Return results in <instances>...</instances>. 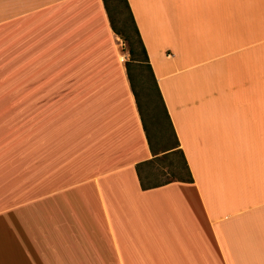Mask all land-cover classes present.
Masks as SVG:
<instances>
[{
  "label": "crops",
  "instance_id": "crops-1",
  "mask_svg": "<svg viewBox=\"0 0 264 264\" xmlns=\"http://www.w3.org/2000/svg\"><path fill=\"white\" fill-rule=\"evenodd\" d=\"M193 182L153 159L103 0H0V264H264V0H128Z\"/></svg>",
  "mask_w": 264,
  "mask_h": 264
},
{
  "label": "trees",
  "instance_id": "trees-1",
  "mask_svg": "<svg viewBox=\"0 0 264 264\" xmlns=\"http://www.w3.org/2000/svg\"><path fill=\"white\" fill-rule=\"evenodd\" d=\"M122 1L127 13V19H123L122 27L118 28L112 16L108 0H103L112 29L128 45V51L130 54V61L126 63L128 76L137 100L143 127L154 157L153 159L143 162L137 166V174L141 183V187L143 190H147L172 182L191 183L193 182V178L183 151L180 149V144L176 136L170 115L149 62L147 50L141 39V35L133 17L128 0ZM132 62L136 63L139 68H145L148 73L146 82L148 83L147 97L149 99V104H152L150 120L152 121V124L157 127V131L161 134V141L158 143L153 141L151 130L148 125L145 112L143 111V105L140 101L139 94L134 84V78L132 77L131 72ZM168 133H170V136H172V143L166 138ZM174 155H179L181 160L180 166L175 163L173 159ZM164 162H166L165 166L157 170L160 163Z\"/></svg>",
  "mask_w": 264,
  "mask_h": 264
},
{
  "label": "rangeland",
  "instance_id": "rangeland-1",
  "mask_svg": "<svg viewBox=\"0 0 264 264\" xmlns=\"http://www.w3.org/2000/svg\"><path fill=\"white\" fill-rule=\"evenodd\" d=\"M108 2H109V7H110V10H111V13H112V16L114 18L116 26L118 28L122 27L123 19L124 20L127 19V13H126V10L124 8L123 1L122 0H108ZM121 41L123 43V52L127 56V62H129L130 61V54L128 51V45L122 39H121ZM131 72H132V77L134 78V84H135L136 90L139 94L140 101L143 105V111L145 112V116H146L148 125H149L150 130H151V135L153 137V141L155 143H158L161 141V134L157 131V127H155V125H153L152 121L150 120V114L152 112V104H149V99L147 97V85H148V83H146L147 77H148L147 70L145 68H142V67L139 68L136 63L132 62L131 63ZM166 138H167V140H169L172 143V136H170V133L167 134ZM173 159L178 166L181 165V160H180L179 155H174ZM165 164H166V162L160 163L157 170L159 168H163V166H165ZM165 169H167V168H165Z\"/></svg>",
  "mask_w": 264,
  "mask_h": 264
}]
</instances>
